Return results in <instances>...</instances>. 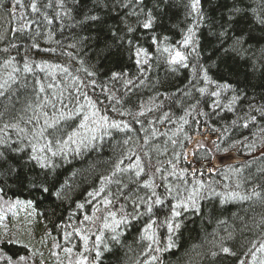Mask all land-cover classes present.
<instances>
[{"label":"trees","instance_id":"obj_1","mask_svg":"<svg viewBox=\"0 0 264 264\" xmlns=\"http://www.w3.org/2000/svg\"><path fill=\"white\" fill-rule=\"evenodd\" d=\"M192 3L0 0V196L27 214L2 219L0 264H54L52 239L76 252L86 234L94 264H264V0ZM90 103L119 127L72 143ZM202 133L247 160L198 175L183 154Z\"/></svg>","mask_w":264,"mask_h":264},{"label":"rangeland","instance_id":"obj_2","mask_svg":"<svg viewBox=\"0 0 264 264\" xmlns=\"http://www.w3.org/2000/svg\"><path fill=\"white\" fill-rule=\"evenodd\" d=\"M175 53L173 54V56L171 55V61L176 62L173 60ZM102 118H105V107L104 105H101V108L99 110V108L95 107V109H93V103H90L87 106V110H86V114L84 116V119L82 121V123H80V127L77 130V132L75 133V131L70 135L71 138L69 137V140L72 143L77 142L80 137L83 134H87L89 136L93 135V132L97 129H100L103 126L109 127L110 124H114L115 121L110 122L107 119L104 120ZM196 148H200V154L206 153L207 154V159L208 160H204L207 161L208 164L210 163L211 158H213V156L220 154L217 150V146L215 145L214 141H211L210 139H200L197 143H196ZM261 152H264V147L262 146L257 154H261ZM138 155L139 152H138ZM184 156L186 155V153L184 152L183 154ZM187 157V155L185 156ZM141 156H138V160L141 161ZM137 159L132 161V164L134 166H138L139 161ZM138 163V164H137ZM144 164V163H143ZM201 164V163H200ZM199 164V165H200ZM146 167H150L149 164H145ZM221 168V167H220ZM220 168H217L215 170L218 171ZM177 170L179 172L182 173V168H178ZM210 170V167L208 169V171ZM205 172L206 174H214L215 172H210L208 173L205 170H201V169H197L196 173H198V175H200V173ZM151 174V173H150ZM198 179V178H197ZM153 182L157 183V181H159V178L157 175L153 176ZM199 180V179H198ZM210 186V185H209ZM205 189H203V186L200 187L197 190H194L191 194L188 195V199L187 202L188 204H190L191 202L194 201V197L199 195L201 189L202 192H204L206 190V186L204 187ZM208 191V189H207ZM234 190L230 191V194H233ZM197 197H195L196 199ZM100 205V204H99ZM104 204L100 205V208H98L99 211L95 212V216L93 219V216L91 217V219L89 220V228H91V231L89 234L93 236H96V232H97V228H102L105 225L110 227L112 224V222L116 219V214L115 213L117 211V208L115 207L116 205L111 204V203H107L104 207ZM101 207H102V211H101ZM25 211L22 207L19 206V204H16L15 201H11V200H7L5 198H2V196H0V223L2 222V219L7 218L10 222H13L12 224H17V225H24V217H25ZM102 219L106 220L107 222H105L104 220L102 221ZM116 223V222H115ZM114 224V223H113ZM86 238V239H85ZM88 242V235H84V237H82L77 243L80 244L79 248H81L80 251H72L69 246L68 248H65L62 250V255H59L58 252H55V249L52 250V256L55 259V263L54 264H94L93 260H91V258L89 257V250L86 249V252L83 251V248L87 245ZM76 243V244H77ZM68 244L70 245V242H68ZM88 247V245H87ZM53 249V248H52ZM85 252V254H84ZM15 264H32V261L30 260V257H24L23 260H21L20 258L16 261Z\"/></svg>","mask_w":264,"mask_h":264},{"label":"snow or ice","instance_id":"obj_3","mask_svg":"<svg viewBox=\"0 0 264 264\" xmlns=\"http://www.w3.org/2000/svg\"><path fill=\"white\" fill-rule=\"evenodd\" d=\"M198 7H199V0H193L192 8H193L194 10H197ZM32 8H33V10H36V6H35V4L32 5ZM239 11H240L239 9H234V10H233L234 15H235V14H238ZM86 19L96 20V19H98V17L92 16V17H86ZM152 22H153V18L151 17V15H149V18L143 23V27H144L145 29L150 28V27L152 26ZM261 23H264V18H262ZM131 30H132V29H129V31H131ZM221 35H226V33H221ZM192 38H193V37H192V31H191V29H189V35L186 36L185 39H184V41H183L184 45H188V44L192 41ZM236 42H237V43H240V42H241V38H237V39H236ZM165 50L167 51V49H165ZM141 52H144V50H143V49H139V50L137 51V55L139 56V55L141 54ZM184 59H185V57H184V55H183L181 52H179V51H176V52H175V55H174V57H173V60H174V61L182 62ZM137 63H140V61L138 60ZM26 69H27V66H26ZM27 70H30V69H27ZM201 91H203V89H201ZM213 94L215 95L216 93H213ZM102 119L106 120L107 118L105 117V118H102ZM112 126H113V127H119L118 124H113ZM137 175H139V173H137ZM42 190L45 191V192L48 191L47 188H42ZM159 202H160V201L157 199L156 203H159ZM29 203H30V202H29ZM150 210H151V209L149 208V211H150ZM173 215H174V216H179L180 213L177 212V211H174V212H173ZM168 227H169V230L172 231L174 227H175V228H178L179 225H178V224H177V225L168 224ZM148 238L151 239V237H148ZM85 239H86V238H85ZM170 246H171V245H170ZM222 251L225 252V253H227V252H229V249H228V248H223ZM99 255H100V253L98 252V253H97V256H99ZM20 259L23 260L24 257H21Z\"/></svg>","mask_w":264,"mask_h":264},{"label":"water","instance_id":"obj_4","mask_svg":"<svg viewBox=\"0 0 264 264\" xmlns=\"http://www.w3.org/2000/svg\"><path fill=\"white\" fill-rule=\"evenodd\" d=\"M192 145L193 144H191V146ZM246 159H247L246 157L238 155L235 151H230L225 154L214 156L210 161V165L213 167V169H215V168L223 167L225 165L242 163Z\"/></svg>","mask_w":264,"mask_h":264},{"label":"bare ground","instance_id":"obj_5","mask_svg":"<svg viewBox=\"0 0 264 264\" xmlns=\"http://www.w3.org/2000/svg\"><path fill=\"white\" fill-rule=\"evenodd\" d=\"M48 73H50V72H49V69H47V68H45V67H44V69H42V70L36 69L35 72H34V74H39V75H47ZM44 77H45V76H44ZM203 131H204V130H203ZM54 241H55V240L52 239L51 242H50V244L46 246V249H47V251H48L49 253H52V250H54V249H52V246L54 245V244H53ZM54 248H55V245H54ZM55 252H56V251H55ZM57 252H58V254H61V253H62V246L59 248V251H58V248H57Z\"/></svg>","mask_w":264,"mask_h":264},{"label":"flooded vegetation","instance_id":"obj_6","mask_svg":"<svg viewBox=\"0 0 264 264\" xmlns=\"http://www.w3.org/2000/svg\"><path fill=\"white\" fill-rule=\"evenodd\" d=\"M190 162H191V160H190ZM192 163V162H191Z\"/></svg>","mask_w":264,"mask_h":264}]
</instances>
